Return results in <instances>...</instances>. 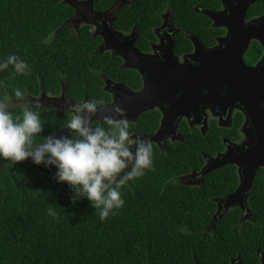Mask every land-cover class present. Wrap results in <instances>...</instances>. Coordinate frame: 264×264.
Returning <instances> with one entry per match:
<instances>
[{"label":"trees","instance_id":"obj_1","mask_svg":"<svg viewBox=\"0 0 264 264\" xmlns=\"http://www.w3.org/2000/svg\"><path fill=\"white\" fill-rule=\"evenodd\" d=\"M114 1L92 0V7L103 11ZM129 1L118 8L114 25L124 32L134 25L141 46L152 39L153 27L161 23L159 13L167 6L173 26L179 28L177 54L192 49L184 32L195 34L206 46L225 33L224 27H213L208 16L194 10L196 4L219 9V0ZM263 13L264 0H257L246 18ZM72 15L73 8L63 0H0V57L15 53L30 67L27 75L12 76L11 66L0 71V95L11 93L9 84L25 90L27 98L57 96L64 86L73 101L86 96L106 103L111 95L103 90L102 75L131 89L141 86L140 75L122 67L120 57L96 52L101 38L93 35L90 25L77 30L67 25ZM260 55V44L252 40L245 61L254 63ZM37 110L44 122L37 141L65 128L68 110L40 104ZM159 117L157 109L141 113L128 122L130 134L153 133ZM242 122L239 112L230 127L218 126L212 118L201 133L182 120L184 140L168 142L165 150L152 143L154 169L122 188L124 204L104 220L87 198L71 199L68 184L53 179L55 166L25 158L8 169L0 167V264H230L237 253L246 263L257 264L255 249L264 251V178H256L249 196L251 203L255 201V230L247 224L242 228L237 213L230 211L211 231L206 230L215 209L211 197L234 189L235 166L212 170L201 186L172 180L200 170L204 155L223 151L222 137L238 140ZM92 124L108 127L106 120ZM49 207L54 216L48 214Z\"/></svg>","mask_w":264,"mask_h":264},{"label":"water","instance_id":"obj_2","mask_svg":"<svg viewBox=\"0 0 264 264\" xmlns=\"http://www.w3.org/2000/svg\"><path fill=\"white\" fill-rule=\"evenodd\" d=\"M117 0H115L114 4ZM222 9L196 8L208 16L213 27H224L226 32L217 37L212 47L204 46L195 35L186 34L193 44V52L185 57V64L177 62L173 54V39L162 51L163 59L141 54L129 37L116 36L108 22L100 31L102 43L97 52L109 49L113 43L119 48L124 67L138 70L143 78V86L138 91L130 90L123 82H113L104 77V90L113 92V100L103 103L94 121L102 122L112 115L113 104H118L127 117L134 122L138 116L156 105L161 106L162 118L152 134H141L142 138L155 142L163 148L164 138L182 140L177 131V122L182 116L194 117L193 123L201 125L200 105L217 106L226 112L227 107L236 105L245 115L249 124L247 141L237 145L224 139L226 150L208 157L200 170L202 176L225 164L239 166L240 184L229 197L244 193L251 185L258 167H264V13L246 20V12L257 0H219ZM92 5V0H85ZM110 7L106 13H109ZM257 40L263 49L262 58L255 65H248L243 59L250 41ZM66 98V93L63 92ZM62 101H65V98ZM45 94L39 100L43 101ZM87 97H84V100ZM52 99L40 105L53 106L68 110L67 103L57 104ZM165 104L166 106H163ZM202 131L203 126L201 127ZM65 127L55 135L67 134ZM137 136V135H135ZM261 264H264L262 261Z\"/></svg>","mask_w":264,"mask_h":264},{"label":"clouds","instance_id":"obj_3","mask_svg":"<svg viewBox=\"0 0 264 264\" xmlns=\"http://www.w3.org/2000/svg\"><path fill=\"white\" fill-rule=\"evenodd\" d=\"M9 66L12 76L30 71L28 63L15 53L0 57V71ZM7 87L11 93L0 95V167L8 169L25 158L45 167L55 166L53 179L68 184L73 201L87 198L100 220L115 215L124 204L122 188L129 181L135 183L146 170L154 169L153 144L139 135L130 137L127 117L118 104L112 105V115L106 117L108 127H103L91 123L102 98H69L64 127L73 134L57 136L53 131L37 141L44 124L37 110L40 102L29 100L20 87ZM47 212L56 214L51 207Z\"/></svg>","mask_w":264,"mask_h":264},{"label":"flooded vegetation","instance_id":"obj_4","mask_svg":"<svg viewBox=\"0 0 264 264\" xmlns=\"http://www.w3.org/2000/svg\"><path fill=\"white\" fill-rule=\"evenodd\" d=\"M64 1L67 2L73 8V15L71 16V18H69L67 20V25L70 26L71 28H73L74 30H77L79 27H81L83 25H90L91 28H89V29L92 31L93 35H97V36H99L101 38V43H102L103 39H102V36L100 34V31L103 30L104 22H108V24L112 27V30H113L115 36L117 35V34H115L117 32V33L120 34L119 39L125 38V37H129L130 40H133L134 46L138 49V51L141 54L152 56V57L156 58L157 60L158 59H163L162 51L171 42V39H173V54L177 57V62L178 63L185 64L186 63V61H185L186 57L185 56L187 54H190V53L193 52V44L191 43L192 44V49L191 50L185 51V52H183L181 54H177L176 53L175 44H176V36H177V33L179 32V28H176V27L173 26V23L171 21L172 13H171V11H170L168 6L164 9V11L159 13V15L161 17V23L159 25L153 27V37H152V39L148 40V45L147 46H141L140 43H137V31H136V27L134 25L131 27L129 32H124L122 30H119L114 25L115 20H116V12H117L118 8L123 3L130 2L129 0H117L115 4L113 3L110 6V7H113V9L109 13H106V11L110 7L108 9H106V10H103V11H97V10L93 9L92 5L89 6V4L87 2H85V0H64ZM196 8H205V7L200 6V4H196L194 6V10L195 11H196ZM209 9H212V8H209ZM219 9H222V6ZM219 9H216V10H219ZM197 12H199V11H197ZM256 17H258V16H256ZM250 19H252V18H250ZM246 20H249V19L246 18ZM225 32H226V30H225ZM186 34H192V33L184 32V35L189 39V37ZM192 35H195V34H192ZM223 35H221V36H223ZM217 37H219V36H217ZM217 37H216V39H217ZM198 40H199V38H198ZM252 40H254V39H252ZM190 42H191V40H190ZM216 43H217V40H216ZM204 46H206V45H204ZM260 46H261V44H260ZM206 47H212V46H206ZM118 51H119V48L113 43V45L110 46L109 49H106V50H104L102 52H108L111 58L120 57L121 60H122L121 66L124 67L123 66V61L124 60L118 54ZM96 52H97V50H96ZM244 53H243V59H244ZM262 54H263V49L261 47V55L254 63H249V62L245 61V59H244V61L248 65H255V63L258 62L262 58ZM125 68H132V67H125ZM132 69L136 70V72L140 75L141 86L138 89H131L128 86L127 87L130 90H132V91H138L143 86V78H142V75L138 72L137 69H135V68H132ZM104 77L108 78V77L102 75L103 81H104ZM110 80H112V79H110ZM112 81L113 82H119V81H114V80H112ZM104 85H105V82H104ZM104 85H103V88H104ZM63 92H65L64 91V86H62L61 93L59 95H57V96H47V95H45V98L43 99V101L39 100L41 95L39 97H34V98L29 97L28 99L29 100H38L40 103L41 102L49 103L52 99H54L55 101H57L56 102L57 104L61 105V104L66 103V100L69 99L67 94H66V98L64 97ZM106 92H108L111 95V100L109 101V102H111L113 100V92H109V91H106ZM63 97L65 98V101H62ZM109 102H106V103H109ZM163 106H166V105L163 104ZM152 109H157L158 112L160 113V117H159V121H158V126H159V122H160V120L162 118L161 106L160 105H156ZM152 109H149V110H152ZM146 111H148V110H146ZM199 112H200V116L202 117L201 125H198V124H195V123L192 122V120H194L193 116H191L190 119H188L186 116H182L178 120V122H177V131L181 134L182 140H184V135L179 130V124H180V122L182 120H185L187 122V124L189 125V127L193 128V127L196 126V127L199 128L201 133H205L208 130V128H209V121L212 118L216 119V123H217L218 126L230 127L231 124H232V117L237 112L241 113L242 116H243V122L241 123V125L239 127L240 138H238V140H236V141H233V140H230L227 137H222V141H223V144H224V149H223V151L217 152V153H222V152H224L226 150L227 142H224V139H227L229 142L237 144V145H242L245 141L248 140L245 130H248L249 124L247 123L246 126L244 125V123H245V115H244V113H243V111L241 110L240 107H238L236 105H232L230 107H227L226 112L224 113V111L219 109L217 106L212 107L211 105H200V111ZM158 126H157V128H158ZM202 126H203V129H204L203 131H202V128H201ZM149 134H152V133H149ZM135 135H141V134L131 133L130 137L131 138H135L136 137ZM182 140H179V139L172 140L171 136H167V137L164 138L163 145H162L163 148L161 150H165L166 149V146H167L168 142H175V141H182ZM151 143L156 144L155 142H151ZM157 147L159 148L158 145H157ZM214 156H206V155H204V164H203V166L206 164V162H207L206 159L208 157H214ZM225 165H234L235 166V172H236V176H237V183H236V185H235L233 190H231L229 192H226L225 194H222V195H217V196H212L211 197V199L214 201L215 209H214V212L212 213L211 220H210L209 224L206 226V230L211 231L212 228L214 227L215 223L220 218H222L226 213H228L230 211H232V213H234V212L237 213L238 222L241 224L242 228L244 227V225L247 224V225H251L250 227H254V230H255V224H258L257 221H256V218H255V214H254V212H255L254 211V209H255V201H254V203H251L250 200H249V198H250L249 196H250L251 191L255 190V187H256L255 180H256V178H261V179L264 178V167H258L255 170L251 185H250V187L248 188L247 191H245L244 193H241V194H236L235 196H232V198H231L229 196L231 194H234V192L238 188V185L240 184L239 166L236 165V164H225ZM225 165H223V166H225ZM203 166L201 167V169L203 168ZM223 166H220V167H223ZM220 167H217V168H220ZM259 169H262L263 172L262 173H258ZM200 170H198V171L192 170L191 172H189L187 174H183V175H179L177 177H174V178H172V180L175 183L184 184V185H187V186H192V187L201 186L203 181H204V178L212 170L210 172H208L207 174H205L204 176L201 175ZM255 256H258L257 257L258 258L257 264H261L262 261H264V251H261L259 248L255 249ZM230 264H251V263H246L245 261H243L240 258V254L237 253L234 257L230 258Z\"/></svg>","mask_w":264,"mask_h":264},{"label":"rangeland","instance_id":"obj_5","mask_svg":"<svg viewBox=\"0 0 264 264\" xmlns=\"http://www.w3.org/2000/svg\"><path fill=\"white\" fill-rule=\"evenodd\" d=\"M64 1V0H63Z\"/></svg>","mask_w":264,"mask_h":264}]
</instances>
